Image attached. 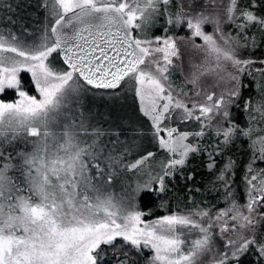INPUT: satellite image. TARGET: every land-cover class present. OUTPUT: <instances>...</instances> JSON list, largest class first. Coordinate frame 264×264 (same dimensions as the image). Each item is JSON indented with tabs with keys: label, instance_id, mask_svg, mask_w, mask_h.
Here are the masks:
<instances>
[{
	"label": "snow or ice",
	"instance_id": "snow-or-ice-1",
	"mask_svg": "<svg viewBox=\"0 0 264 264\" xmlns=\"http://www.w3.org/2000/svg\"><path fill=\"white\" fill-rule=\"evenodd\" d=\"M0 264H264V0H0Z\"/></svg>",
	"mask_w": 264,
	"mask_h": 264
},
{
	"label": "rangeland",
	"instance_id": "rangeland-1",
	"mask_svg": "<svg viewBox=\"0 0 264 264\" xmlns=\"http://www.w3.org/2000/svg\"><path fill=\"white\" fill-rule=\"evenodd\" d=\"M22 2L29 3V2H31V0H22Z\"/></svg>",
	"mask_w": 264,
	"mask_h": 264
}]
</instances>
